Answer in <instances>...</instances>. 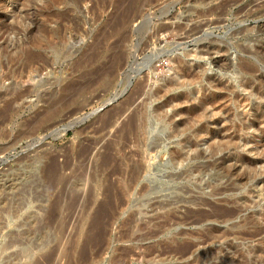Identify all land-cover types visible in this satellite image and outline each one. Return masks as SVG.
Instances as JSON below:
<instances>
[{"label":"rangeland","instance_id":"obj_1","mask_svg":"<svg viewBox=\"0 0 264 264\" xmlns=\"http://www.w3.org/2000/svg\"><path fill=\"white\" fill-rule=\"evenodd\" d=\"M252 76L264 0H0V264H264Z\"/></svg>","mask_w":264,"mask_h":264},{"label":"bare ground","instance_id":"obj_2","mask_svg":"<svg viewBox=\"0 0 264 264\" xmlns=\"http://www.w3.org/2000/svg\"><path fill=\"white\" fill-rule=\"evenodd\" d=\"M262 31V30H261ZM204 54V51H203V53H201V55L200 56H202ZM235 69V71L238 73V74H241V76H243V77H247V76H251L252 75V73H253V70H251L250 69V67H248L247 68V66L245 67L244 65H241V64H239L238 66H237V68H234ZM242 77V80H239V79H236L235 81H234V83H233V85H231L232 87H233V89L235 90V91H232V95L229 97L230 98V103H231V105L236 109V110H238L239 111V109L240 108H242L243 106H245V104H244V102H247V101H249L250 99V97H245L244 99L243 98H241V95H240V93H239V90H242V92L244 91H249L250 93V96H253V94L255 95V92L256 93H258V91H262L263 89H264V85L262 84L263 82H262V79L260 78H257L256 80H257V82L254 80V78L256 77H253V79L251 78H243ZM260 77V76H259ZM244 79V80H243ZM219 85V84H218ZM218 85H217V87H218ZM216 87V88H217ZM225 87V86H224ZM220 88V87H219ZM223 89V88H222ZM264 92V91H263ZM258 97V96H257ZM228 101V100H227ZM233 109V108H232ZM238 114V113H237ZM240 114H238V117H236V119L237 120H240V116H239ZM242 124V123H241ZM132 125V124H131ZM147 125H148V127H147V133H148V135H149V148L150 149H157V148H159V147H161L162 146V144H163V140H164V132L163 131H160V129H156V124H155V122H154V120L153 119H148L147 120ZM128 127L130 128L131 126H129L128 125ZM128 127H126V128H128ZM131 128H133V126L131 127ZM130 128V129H131ZM244 128H246V129H250L251 130V128H253V125L251 124V125H245L244 126ZM243 129V128H242ZM244 130V129H243ZM247 132H248V130H247ZM246 132V134H248ZM198 133V132H197ZM251 134V133H250ZM244 136H245V134H244ZM246 138H243V140H245ZM181 146V145H180ZM182 147H183V145H182ZM183 149V148H182ZM181 149V150H182ZM174 162V161H173ZM175 162H177V161H175ZM174 162V163H175ZM180 163V162H179ZM178 163V164H179ZM183 164V163H182ZM181 166V165H180ZM96 221V220H95Z\"/></svg>","mask_w":264,"mask_h":264}]
</instances>
